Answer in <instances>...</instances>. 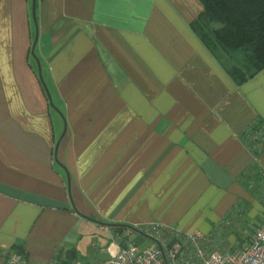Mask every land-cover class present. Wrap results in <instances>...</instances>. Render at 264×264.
<instances>
[{
	"label": "crops",
	"instance_id": "0c3cea01",
	"mask_svg": "<svg viewBox=\"0 0 264 264\" xmlns=\"http://www.w3.org/2000/svg\"><path fill=\"white\" fill-rule=\"evenodd\" d=\"M36 10L71 189L55 157L64 118L31 54L32 0H0V264L14 245L28 264H61L72 248L100 264L119 225L209 233L241 200L247 213L225 236L262 221L246 176L264 174V151L255 157L241 135L264 123V70L236 83L190 24L199 0H37Z\"/></svg>",
	"mask_w": 264,
	"mask_h": 264
},
{
	"label": "trees",
	"instance_id": "16d2710c",
	"mask_svg": "<svg viewBox=\"0 0 264 264\" xmlns=\"http://www.w3.org/2000/svg\"><path fill=\"white\" fill-rule=\"evenodd\" d=\"M199 1L203 5V11L190 24L205 46L219 58L236 83L241 84L257 72L264 70V0ZM33 62L37 68L34 58ZM54 103L56 104L55 101ZM251 136L255 138L253 139ZM241 137L249 145L255 157L259 156L264 151V123L262 120L257 118L252 126L242 133ZM252 181H255L254 185ZM263 181L264 174L258 169L254 175L248 173L246 176L247 189L264 204L260 192V185ZM238 207L242 208L244 215L249 208L244 200L238 202ZM244 215L240 218L241 220ZM119 226L120 241L125 244L127 235L132 234L134 230L129 225ZM139 230H141V234L146 235L143 229ZM243 231V227L240 232L236 231L238 244L249 240L255 228L250 227V234L244 235ZM13 252L21 253L28 258L23 245H14L6 259ZM76 260H78L77 250L72 248L65 253L61 264H74Z\"/></svg>",
	"mask_w": 264,
	"mask_h": 264
},
{
	"label": "built area",
	"instance_id": "2783aa9c",
	"mask_svg": "<svg viewBox=\"0 0 264 264\" xmlns=\"http://www.w3.org/2000/svg\"><path fill=\"white\" fill-rule=\"evenodd\" d=\"M260 192L264 200V181ZM236 208L209 233L199 229L185 232L158 222L137 226L152 237L151 244L140 245L128 239L125 244L116 242V250L100 264H264V218L249 240L237 243L225 252L219 249L225 234L238 225L244 215L241 207ZM6 264H28V258L13 252ZM74 264L87 263L76 260Z\"/></svg>",
	"mask_w": 264,
	"mask_h": 264
},
{
	"label": "water",
	"instance_id": "95a60500",
	"mask_svg": "<svg viewBox=\"0 0 264 264\" xmlns=\"http://www.w3.org/2000/svg\"><path fill=\"white\" fill-rule=\"evenodd\" d=\"M36 7H37V0H32V16H33V20H34V23H35V32H36V35H35V39H34V42H33V45H32V49H31V54L33 56V58L35 59L36 63H37V66H38V73H39V77L43 83V86L45 88V91L47 93V96L49 98V101H50V104L51 106L56 109L64 118V130H63V133L59 139V141L57 142V145L55 147V157H56V161L57 163H59L66 171H67V180H68V187H69V190L71 189V175H70V172L67 170V168L59 161L58 157H57V151H58V147H59V144H60V141L62 140V138L64 137V135L66 134V131H67V122H66V119L63 115V113L61 112V110L56 106V104L54 103L53 101V97H52V94H51V91L44 79V76H43V68H42V63H41V60L39 58V56L37 55L36 53V45L38 43V39H39V26H38V20H37V10H36ZM84 216V215H83ZM86 217V216H85ZM89 218V217H88ZM93 219V218H91ZM95 220V219H93ZM131 229H133L134 231L136 232H139V233H142L141 230H139L138 228L136 227H133V226H129ZM146 237H149V238H152L151 236L149 235H145Z\"/></svg>",
	"mask_w": 264,
	"mask_h": 264
},
{
	"label": "rangeland",
	"instance_id": "374dc122",
	"mask_svg": "<svg viewBox=\"0 0 264 264\" xmlns=\"http://www.w3.org/2000/svg\"><path fill=\"white\" fill-rule=\"evenodd\" d=\"M44 72H45V78H47L46 69L45 68H44ZM47 82H48V78H47ZM257 223L260 224V222H257ZM245 225L246 226L247 225L249 226L250 224L248 222H246V223L243 222V225H241V228L243 227V230H244L243 231V234L244 235L250 234V231L247 229L248 226L247 227H244ZM257 225L258 224H254L253 223V225H250V226H252L253 228H256ZM104 235H105L104 233L97 232V234H95L94 236H95V239H99V240L103 241V236ZM235 235L236 234L232 233V234H229V235L225 236L223 238V240L220 242L219 249L221 251L225 252L228 249L233 248L235 246V244L237 243V239H236V236ZM127 239L129 241H133V242H135L137 244H140V245H149L152 242V239L151 238L146 237L145 235H143V234H141L139 232H136V231H134L132 234L127 235ZM79 255L82 257L81 254H79ZM93 257H94V254H93ZM101 257H102V254H101ZM82 258H84V257H82ZM84 259H86L87 261H92L93 260L92 259V256L91 257L84 258ZM83 262H85V261H83ZM92 263H94V261H92Z\"/></svg>",
	"mask_w": 264,
	"mask_h": 264
}]
</instances>
